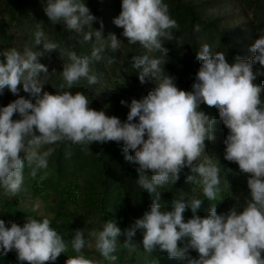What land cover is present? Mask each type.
Instances as JSON below:
<instances>
[{
	"label": "clouds",
	"instance_id": "1",
	"mask_svg": "<svg viewBox=\"0 0 264 264\" xmlns=\"http://www.w3.org/2000/svg\"><path fill=\"white\" fill-rule=\"evenodd\" d=\"M41 4L51 24L63 25L77 39L80 33L83 41L95 39L91 57H80L50 41L37 24L31 46L0 51V95L5 89L17 95L22 86L33 98L17 95L0 106L3 195L11 198L21 192L25 168L32 177L42 170V178L46 177L53 145L70 143L88 150L93 143L115 142L122 144L125 161L137 166L136 183L152 196V204L123 230L112 220L89 232L91 239L83 228L77 229L71 248L79 255L68 256L65 264H116L121 235L130 254L139 243L149 255L159 251L186 264H264V84L256 82L264 76V29H258L259 36L250 46L254 53L250 59L237 55L229 62L224 52H213L210 45L202 44L196 53L199 68L187 91L178 88L163 67L162 57L168 53L164 41H172L171 30L178 28L165 0H122L113 23L122 29L128 44L145 50L131 58V67L139 70L141 84L151 81L154 86L130 104L121 100L129 107L126 120L121 121L104 109L92 108L86 95L65 90V85L71 89L81 79L89 85L99 83L91 61H100L106 50H120L125 40L115 34L105 39L102 21L100 29L92 31L97 17L84 0H41ZM0 18L15 31L7 15ZM53 51L62 61L64 82L54 93L44 90L50 73L40 62ZM157 52L162 56L152 55ZM201 104L215 108L227 128L224 159L238 165L250 197L242 207L232 205L226 212L218 213L212 205L205 216L197 214L201 199H173L166 209L160 204L162 189L175 184L185 169L192 173L186 182L199 186L209 201L217 198L220 169L206 151V141L216 139V117L203 111ZM188 209L192 215L185 220ZM51 223L47 217H28L23 225L11 222L6 226L0 219V250L4 254L14 251L17 261L27 264L55 262L68 252V244ZM138 230L140 242L134 240ZM85 250L99 253L102 260L86 258Z\"/></svg>",
	"mask_w": 264,
	"mask_h": 264
},
{
	"label": "rangeland",
	"instance_id": "2",
	"mask_svg": "<svg viewBox=\"0 0 264 264\" xmlns=\"http://www.w3.org/2000/svg\"><path fill=\"white\" fill-rule=\"evenodd\" d=\"M111 1L84 0L97 17L92 31L100 29L102 21L105 39L109 34H115L118 39L125 40L121 43V49L116 52L106 50L101 54L100 61H91V70L98 76L99 83L89 85L87 80L81 79L71 89L65 85V90L83 93L92 108L104 109L108 115L118 116L124 121L129 111L127 104L133 98L141 99L154 84L151 81L141 84L139 70L131 67V58L143 55L145 50L138 44H128L121 36L122 29L115 26L113 18L118 16L122 0H118L115 6ZM165 3L171 18L178 14L182 19L179 31L171 30L172 41H164L168 53L162 57L165 59V71L175 78L178 88L191 90L200 63L196 53L202 44L210 45L213 52H224L229 62L237 55L245 59L254 55L250 46L259 36L258 29H264V0H165ZM5 15L10 18L15 31H10V25L0 18V51L10 47L22 50L25 45L31 46L37 24H40L50 41L58 43L61 48L75 51L80 57H91L95 38L83 41V33L77 39L76 34L65 30L63 25L51 24L41 0H0V17ZM84 31H88L86 26ZM40 47L42 45L37 46ZM110 54L115 55L113 64L109 63ZM152 55L162 56L159 52ZM2 59L3 56H0ZM40 62L47 65L50 73L44 90L54 93L64 83L60 75L62 61L53 51L50 58L46 55L40 58ZM256 82L264 84V76L258 77ZM17 95L33 99L22 86ZM17 95L5 89L0 95V106L15 100ZM121 100L127 104L122 105ZM200 107L216 117V139L206 141V151L220 169L217 198L209 201L199 186L186 182L187 175L192 173L185 169L175 184L170 183L162 189L161 200L171 206L173 199H201L203 202L197 214L205 216L212 205H216L218 213L226 212L232 205L242 207L246 198L250 197L246 177L239 173L238 165L224 159L223 141L228 130L220 121L218 111L204 104ZM13 118L19 117L14 115ZM51 147L54 151L48 159L46 177L42 178L43 170L32 177L29 169L25 168L24 184L16 197H6L0 189V219L10 226L11 222L23 225L28 217L50 218L51 226L68 244V252L62 253L55 264H65L68 256L79 255L71 248V240L77 229L83 228L86 238L91 239L87 234L99 229L107 220L114 221L123 230L141 217L139 194L142 189L136 183L137 166L125 161L122 144L93 143L88 150L70 143ZM184 217L187 220L191 215L185 212ZM124 239L123 235L118 237L120 244L116 264H186L185 261L170 259L166 253L159 251L149 255L139 243L137 251L130 254L123 247ZM134 240H142L139 230ZM83 255L88 259L102 260L99 253L93 250H85ZM191 255L196 257L197 253L191 251ZM103 264L110 262L104 261Z\"/></svg>",
	"mask_w": 264,
	"mask_h": 264
},
{
	"label": "trees",
	"instance_id": "3",
	"mask_svg": "<svg viewBox=\"0 0 264 264\" xmlns=\"http://www.w3.org/2000/svg\"><path fill=\"white\" fill-rule=\"evenodd\" d=\"M118 2V0H113L111 1V4L115 6V4ZM187 13H189V11H187ZM186 16V15H184ZM178 24V28H174V30L179 31V27L181 26V16L180 15H175L174 18ZM75 39L73 38V43H74ZM109 58V63H114L115 62V55L114 54H110L108 56ZM161 198H163L161 196ZM153 198L152 196L147 193L146 191H141V193L139 194V210H140V214L141 216L143 215V213L148 210L150 208V205L152 204ZM161 207H163V209L166 208H170V206H167V204H165L162 200L160 201ZM186 213L188 215H192L191 210L188 209L186 211ZM56 262V261H55ZM55 262H46V264H55ZM0 264H27V262H18L16 259V254L15 252H9L7 254H4L3 251L0 250Z\"/></svg>",
	"mask_w": 264,
	"mask_h": 264
}]
</instances>
